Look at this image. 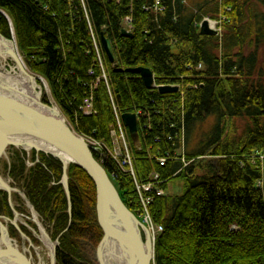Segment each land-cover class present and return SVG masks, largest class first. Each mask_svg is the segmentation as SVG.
Returning a JSON list of instances; mask_svg holds the SVG:
<instances>
[{
    "label": "trees",
    "instance_id": "16d2710c",
    "mask_svg": "<svg viewBox=\"0 0 264 264\" xmlns=\"http://www.w3.org/2000/svg\"><path fill=\"white\" fill-rule=\"evenodd\" d=\"M252 1L264 6V0L222 1L233 10L220 39L200 34L198 26L204 17H217V0H197L194 8L183 0H161L162 12L153 9L156 0H0L30 68L46 78L61 111L82 136L110 144L115 124L105 83L94 86L99 76L94 34L100 38L107 29L121 68H149L157 86L178 89L170 94L149 90L139 76L115 73L105 56L120 110L142 113L141 148L131 142L138 178L144 181L158 171L166 183L183 181L182 195L156 197L151 204L155 223L163 227L155 242V264H264V65L258 57L264 14ZM127 17L131 38L121 34ZM0 34L11 39L3 16ZM249 38L253 50L246 55ZM99 48L104 51L101 43ZM89 96L95 114L86 116L80 108ZM210 117L216 120L214 138L191 151L195 133ZM233 120L245 122L242 134L230 126ZM167 154L172 160L160 167L158 159ZM206 155L211 159L200 161ZM28 157L14 150L10 175L25 180L27 198L53 224V239L66 230L58 264H94L86 247L95 250L103 236L94 182L70 165V217L60 183L62 163L36 151ZM27 160L34 165L28 168ZM114 184L136 213L133 180L121 177ZM2 197L0 204L11 216L7 194Z\"/></svg>",
    "mask_w": 264,
    "mask_h": 264
},
{
    "label": "water",
    "instance_id": "95a60500",
    "mask_svg": "<svg viewBox=\"0 0 264 264\" xmlns=\"http://www.w3.org/2000/svg\"><path fill=\"white\" fill-rule=\"evenodd\" d=\"M0 16H3L9 22L12 35V39H8L0 34L1 38L17 44L12 20L2 11H0ZM106 33L105 30L101 34L103 50L109 62L112 65H117L116 53L111 41L106 37ZM200 34L217 36L218 32L210 27L208 20H204L201 24ZM122 35L129 38L133 37V34L126 30H122ZM18 51L13 50L10 56L20 71L35 82L37 78L31 73L28 60L23 58L21 51L19 53ZM114 72L139 75L145 87L149 90L155 86V76L149 68L139 67L123 70L117 67ZM0 89L3 93L13 94L11 92L12 87L1 86ZM158 90L161 94L176 93L178 91L176 87L169 86L160 87ZM117 98L119 99L120 96L118 95ZM122 119L131 138L138 141L139 132L136 115L127 113L122 116ZM36 143L55 147L59 152L66 154L68 162H63L45 152ZM11 148L22 149L27 153L32 151L44 153L62 163L63 177L61 184L64 186L67 195L70 217H72L68 173L70 165H77L92 179L97 192V218L103 231L102 239L97 247V261L99 264H153L155 262V241H153L148 228L123 203L118 190L110 180L105 168L96 160L93 149L85 137L76 131L53 100L49 99L45 103L40 97L32 102H27L21 99H7L0 96V161L5 157L7 158ZM0 190L8 194L9 204L14 213L13 220L0 216V229L4 245V247H0V264H35L29 250L18 247L11 237L9 228L1 221V219H4L6 223H11L22 237L27 238L18 224L21 215L13 205V194L20 193V191L13 188L1 174ZM22 197L27 202L32 214H37L27 196L23 195ZM25 226L30 227L27 223H25ZM50 241L52 242L51 239ZM52 243L55 244V249L51 256V264H57V247L60 243L59 240Z\"/></svg>",
    "mask_w": 264,
    "mask_h": 264
},
{
    "label": "rangeland",
    "instance_id": "374dc122",
    "mask_svg": "<svg viewBox=\"0 0 264 264\" xmlns=\"http://www.w3.org/2000/svg\"><path fill=\"white\" fill-rule=\"evenodd\" d=\"M222 1L223 0H217L218 4H220L219 14L217 15V17H215V18H213L211 16L204 17L202 19V21L198 24L199 31H200L201 24H202V22L204 20H208L209 23H213L215 30H217V32H218V36L217 37H219L220 39H222V35L224 33V29H223L224 28V24L229 19L228 16H227V14L229 12H232V10H233L232 8H229V7L225 6L224 3H222ZM196 2H197V0H183V3L187 4L191 8H194ZM252 4H255L254 8L257 11L261 12L262 14H264V6L263 5H261L258 2H255V1H252ZM246 22H247V20H246ZM125 28L126 29H129L127 27V24L126 23H125ZM263 30H264V26H263ZM255 36H256V34H253L252 35V37H255ZM250 39L251 38L248 39L247 45H245V47L243 48L244 53L246 55H248L249 52H251L253 50V49H249ZM98 46L100 47V43H98ZM114 51H115V49H114ZM258 57H259V60H260V65L263 66L264 65V38H263V42L261 43L260 47L258 48ZM8 64L5 63V65L7 67V70H11V67L16 66V64L13 61H8ZM105 68H106L105 70L107 71V66H105ZM31 73H33V75L37 78L39 85L42 84L41 80H39V79H42V80H44L46 82L47 89L44 86L43 96H42L43 101L45 103H47V100L51 99V100H53L56 103V105H58V103L55 101V99L53 97V93L51 91V88H50L49 83L46 80V78L43 77L42 75H39V74L33 72L32 69H31ZM215 122H216V120L214 118L210 117L202 125L199 126L198 131L195 133V136H194L195 139H194V141L190 142V150L191 151L193 149L197 148V145L199 143H202V142L203 143H207L210 139H213L214 138V136H215V133H214L215 132V124H216ZM71 125H72V123H71ZM230 126H232V128L235 129V132L237 130V132H238L237 135H240V134H242L243 129L245 127V122L243 120H233V122L230 124ZM114 127H115V125H114ZM114 127H113V129H114ZM113 129H112V131H113ZM233 134L236 135L235 133H233ZM225 139H226V136H225L224 140ZM139 140H140V138L138 139V141H134L132 138H130V142H133L135 145L138 144ZM102 143H104V142H102ZM131 144H129V145L131 146ZM14 150H17V149L16 148L9 149V153H8L7 158L5 157V158H3L0 161V174L2 175V177L6 181H8L10 183V185L13 188H15V189H17V190L20 191V193H14L13 194V205H14V208L20 213L21 219L30 226V227H24V229L27 230V232L25 231L26 234L30 237L33 234V228H36L37 227V224L36 223L34 224L30 220V218H32L31 209L28 207L27 202L22 197L23 195L26 196V193H25V180L15 179V178L11 177V175H10V167H11V164H12V156H13ZM18 150H22V149H18ZM22 151H24V150H22ZM27 154L30 157L31 152L30 153H27ZM207 154H209V153H207ZM29 157H28V160H29ZM210 159H211L210 156L209 155H206V157L204 159L200 160V161H203L204 163H207ZM28 160H27V166H28V168H30V167H32L34 165V162H31V161H28ZM195 164L197 165L198 163H195ZM184 167H186V166H184ZM135 169H136V165H135ZM136 172H137V169H136ZM147 181L150 182L149 179H146L143 182H147ZM134 186H135V183H134ZM164 190L166 191V196H170V195H182L183 194V190H184L183 189V181L181 179H173L170 183L167 182L165 184ZM4 192L5 191L0 190V197H2V193H4ZM8 201H9V196L7 194V202ZM8 205H9V202H8ZM9 207H10V205H9ZM68 207H69V205H68ZM0 210H1L0 215L7 216L9 218H12L13 217V212H12L11 208H10L11 214H12L11 216H9L6 213L7 212V208L4 207V205L2 206L0 204ZM68 212H69V208H68ZM96 215H97V213H96ZM37 216H38V219H39L40 224L42 225V227L44 228V230L46 231V233L50 236V239L52 240V242H56V241L59 240V243H60V238H61L62 234H64L66 232V230L57 239H53V236H54L53 235V224H50L49 220L46 219L44 216H41L38 212H37ZM10 231L12 232L11 233V236L14 239H18L19 240V236L20 235L18 234V232L16 230L13 229V227H10ZM0 237H1V235H0ZM151 237H152V235H151ZM33 239H35V238L33 237ZM22 240H23V242L25 241V239H22ZM36 240L38 242L37 243H34L35 246L36 247H42V243H41V241L37 237H36ZM59 247H60V244L57 247V251H58V248ZM97 247H98V245H97ZM97 247H96L95 250H93V249L91 250L90 247H88V246L86 247L87 248V251H86L87 258L89 259L90 262H92L94 264H99L98 261H97L98 260L97 259ZM49 263H50V260H49ZM57 264H58V261H57Z\"/></svg>",
    "mask_w": 264,
    "mask_h": 264
},
{
    "label": "built area",
    "instance_id": "2783aa9c",
    "mask_svg": "<svg viewBox=\"0 0 264 264\" xmlns=\"http://www.w3.org/2000/svg\"><path fill=\"white\" fill-rule=\"evenodd\" d=\"M82 3L84 0H80ZM161 0H156L154 8L157 12H162ZM152 7L146 9L149 10ZM127 27L132 28V20H127ZM97 54L101 52L98 45H95ZM99 76L96 79L95 85L98 87L102 82L108 83L107 71L105 70V64L99 61ZM160 86H155L158 89ZM96 89V88H95ZM112 101L116 99L115 93L110 92ZM94 98L89 96L84 99L83 105L81 106V111L86 116H91L95 114L94 112ZM115 105V102H113ZM138 120V128L140 129L141 116L140 111L134 113ZM142 128V127H141ZM143 129V128H142ZM90 147L93 149V153L97 161L106 169L110 179L118 181L121 177H130L135 183V189L137 193V203L136 205V215L139 220L148 228L152 235L153 241H155L160 233L163 232V227L155 223L151 214V204L156 197L166 196V191L163 185L166 181H162V176L158 171H153L148 179L150 182H141L138 178L135 169V158L134 150L130 142V137L128 130L125 127L121 117L117 118V123L111 132V143H102L101 141H96L94 139L87 140ZM131 144V146L129 145ZM137 148H141L140 142L136 145ZM172 160L170 155L167 154L166 157H160L158 159L159 166L165 167L168 161ZM178 160L183 162L184 166H187L183 156L178 157ZM108 165H111V170L108 169Z\"/></svg>",
    "mask_w": 264,
    "mask_h": 264
},
{
    "label": "bare ground",
    "instance_id": "6f19581e",
    "mask_svg": "<svg viewBox=\"0 0 264 264\" xmlns=\"http://www.w3.org/2000/svg\"><path fill=\"white\" fill-rule=\"evenodd\" d=\"M153 9L155 10V8H153ZM148 11H150V9ZM128 19L131 20V17H127L126 19H124L122 30H126L127 32L132 33L133 36H134L133 27L130 28V29H126L125 28V23L127 22ZM210 27L215 30L213 23H210ZM105 30L107 31V29H105ZM122 30H121V34H122ZM93 41L95 43H97V44L101 43V36H100V38H97L96 35L94 34V40ZM13 50L18 51L16 44L14 42L5 41L0 36V87L1 86L12 87L11 92L13 93V94H8L6 92L3 93V92H1L2 90L0 89V92H1L0 96L6 97L7 99H13V98L21 99V100H24V101H27V102H32L33 100H37L40 97L42 99L44 86L47 89L46 82L44 80L40 79L42 84L39 85L38 80L35 79V82H33V79H30V77H28L26 74L21 72L19 67L17 66V64L13 60V58L10 56V53ZM18 53H19V51H18ZM105 56H106L105 51L99 52V55L96 53V57H97L96 65L97 66H99V61L100 60L105 64ZM8 61H13L16 64V66L11 67V70H7V67L5 65V63L8 64ZM112 67H113V71L117 67L120 68V69L126 70L125 68H121L119 66V64L113 65ZM136 68H139V67H136ZM124 74H130V73H124ZM107 75H108L107 76L108 77V83H105V82L104 83H105V85H106V87L108 89V93H109V96L111 98L110 92L115 93V91L113 90V86L111 84V80H110L109 74L107 73ZM133 75H137V74H133ZM137 76H139V75H137ZM163 87H166V86H163ZM114 102H115V105H114L115 124L114 125H116L117 118L121 117V119H122V116L124 114H127V113H123L120 110L119 105L117 103V99H115ZM136 111L137 110H135V112ZM135 112H131V113L129 112V113L132 114V113H135ZM138 130H139V128H138ZM128 134H129V131H128ZM129 137L131 138L130 134H129ZM36 145L38 147H40L41 149H43L45 152H47V153L53 155L54 157L62 160L63 162L64 161L68 162V158H67L66 154H63V153L59 152L58 150H56L55 147L47 146V145H45L43 143H36ZM164 180L165 179L162 178V181H164ZM165 184L163 186H165ZM33 215H35V216H34V218H32V221L34 223H36L37 225H39V227H38L39 228V233H37L36 231H34V233L38 236V238L40 239V241L42 242V245H43V247H37L36 248L38 257L40 259V263L39 264H49L48 259H49V256L51 258L52 254L54 252L55 244H53L50 241V236L46 233V231L44 230V228L40 224L37 214L33 213L32 217H33ZM1 246L2 245H1V242H0V247ZM29 252H31V251L29 250Z\"/></svg>",
    "mask_w": 264,
    "mask_h": 264
},
{
    "label": "flooded vegetation",
    "instance_id": "af4514ba",
    "mask_svg": "<svg viewBox=\"0 0 264 264\" xmlns=\"http://www.w3.org/2000/svg\"><path fill=\"white\" fill-rule=\"evenodd\" d=\"M9 202V201H8ZM10 205V204H9ZM11 208V207H10ZM12 210V209H11ZM0 212H1V210H0ZM12 212H13V210H12ZM1 217H7V216H2V215H0ZM7 218H9V217H7ZM33 218V217H32ZM32 218H30V220L32 221ZM10 219H14V213H13V217L12 218H10ZM1 221L4 223V224H6L7 225V227L9 228V231H10V227H13V229L14 230H16L17 232H18V234L20 235L19 236V240L18 239H14L12 236V238L15 240V242H16V244L18 245V247L20 248V249H22V248H25V249H28V250H30L31 252H29L31 255H32V260H33V262L35 263V264H39L40 263V259H39V257H38V254H37V251H36V246H35V244L34 243H37L38 241L36 240V237L38 238V236L34 233V231H36L37 233H39V228H38V225H37V227L36 228H33V234H32V236H28L27 234H26V232H27V230H26V232H25V230H24V227H27V226H25V222L21 219V216H20V219H19V221H18V224H19V226H20V228H21V230H22V232L26 235V237L27 238H24V237H22V235L20 234V232L11 224V223H6V221L4 220V219H1ZM33 222V221H32ZM34 223V222H33ZM35 224V223H34ZM12 232L10 231V234H11ZM0 235H1V237H0V242H1V245L4 247V245H3V242H2V232H1V229H0ZM33 237L35 238V239H33ZM18 238V237H17ZM22 239H25V241L23 242V240ZM39 239V238H38ZM40 240V239H39ZM42 243V242H41ZM33 245L32 247L30 246V245ZM1 246V247H2ZM42 247H43V245H42ZM50 260V263L49 264H51V258H50V256H49V259H48V261Z\"/></svg>",
    "mask_w": 264,
    "mask_h": 264
}]
</instances>
